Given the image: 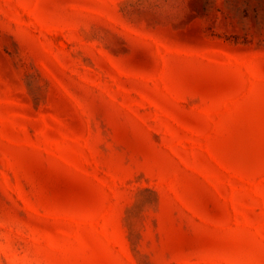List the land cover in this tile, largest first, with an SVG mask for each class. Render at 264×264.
<instances>
[{
	"label": "rangeland",
	"instance_id": "obj_1",
	"mask_svg": "<svg viewBox=\"0 0 264 264\" xmlns=\"http://www.w3.org/2000/svg\"><path fill=\"white\" fill-rule=\"evenodd\" d=\"M0 264H264V0H0Z\"/></svg>",
	"mask_w": 264,
	"mask_h": 264
}]
</instances>
